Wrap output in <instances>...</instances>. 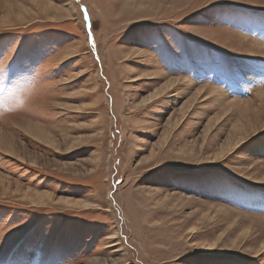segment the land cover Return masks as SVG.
<instances>
[{
	"label": "rangeland",
	"instance_id": "obj_1",
	"mask_svg": "<svg viewBox=\"0 0 264 264\" xmlns=\"http://www.w3.org/2000/svg\"><path fill=\"white\" fill-rule=\"evenodd\" d=\"M263 98L264 0H0V264H264Z\"/></svg>",
	"mask_w": 264,
	"mask_h": 264
},
{
	"label": "bare ground",
	"instance_id": "obj_2",
	"mask_svg": "<svg viewBox=\"0 0 264 264\" xmlns=\"http://www.w3.org/2000/svg\"><path fill=\"white\" fill-rule=\"evenodd\" d=\"M262 47H260V48H258L259 50L261 49ZM171 83V82H170ZM261 94H263V93H260V95ZM262 96V95H261ZM261 98V97H260ZM264 99V98H263ZM234 102H236V101H234ZM249 102V101H248ZM245 103H247V101L245 102ZM35 131V130H34ZM33 134H35L36 136H38L39 135V133H38V131H35V132H33ZM40 136V135H39ZM264 247V246H263ZM263 247L261 248V249H263Z\"/></svg>",
	"mask_w": 264,
	"mask_h": 264
},
{
	"label": "snow or ice",
	"instance_id": "obj_3",
	"mask_svg": "<svg viewBox=\"0 0 264 264\" xmlns=\"http://www.w3.org/2000/svg\"><path fill=\"white\" fill-rule=\"evenodd\" d=\"M57 203H67V201H57ZM193 231L195 230L193 229Z\"/></svg>",
	"mask_w": 264,
	"mask_h": 264
}]
</instances>
